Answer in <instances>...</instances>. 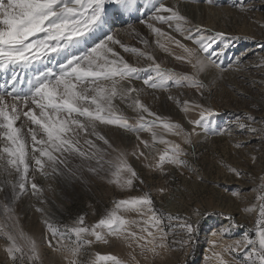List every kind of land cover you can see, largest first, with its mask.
I'll return each mask as SVG.
<instances>
[{
	"label": "snow or ice",
	"instance_id": "snow-or-ice-1",
	"mask_svg": "<svg viewBox=\"0 0 264 264\" xmlns=\"http://www.w3.org/2000/svg\"><path fill=\"white\" fill-rule=\"evenodd\" d=\"M206 2L214 4V0ZM151 8L154 10L151 20L174 27L183 40L195 45L189 47L152 23L139 21L157 36L155 43L162 51L172 54L168 44L181 49L183 54L175 59L189 65L191 72L164 68L151 53L128 47L118 38L117 22L127 24L126 15L139 19L136 14L141 9L140 0H0V74L4 80L0 87V192L5 187L11 189V198L7 202L0 201V215L8 222L0 225V236L8 241L5 251L13 264L25 257L29 261H40L36 240L12 223L17 199L29 190L33 194L42 191L36 183L37 173L45 177L49 172L74 175L68 163L72 157H78L94 162L95 166L88 165V171L105 173L110 177L108 182L121 190L130 189L138 179L128 154L102 134L100 126L134 133L144 148H153L157 143L165 145L154 165L160 171L165 164L186 167L182 157L187 153L180 143L159 135L157 128L180 137L189 145L198 134L197 129L218 135L228 131L213 129L209 120L213 111L194 101H177L185 113L199 110V119L188 121L192 125L189 130L153 112L142 99L149 90L170 92L172 87L184 86L199 90L205 87L198 79L200 74L210 67L224 71L209 51L214 40L223 38L224 33L206 35L205 29L190 27V20L177 7L160 2L152 4ZM240 10L247 11L243 6ZM127 31L139 35L132 24L127 25ZM142 43L147 47L149 41L142 40ZM116 46L150 63L146 67L136 66L121 55ZM137 81L143 86L138 87ZM168 99L174 98L169 96ZM117 101L136 113L135 122L124 114ZM248 120L254 122L255 118L249 116ZM237 123L241 130L264 139V127L258 129L252 123ZM142 132L151 134V144L141 139ZM132 155L147 158L143 151L138 154L134 151ZM255 159L252 158L253 162ZM229 171L242 176L235 168ZM259 190L258 205L245 209L258 211L255 238L244 235L226 245L213 242V248L223 247L226 252L246 249L244 264H264V183ZM127 213H134L137 218H128ZM195 214L200 215L199 210ZM167 219L180 220V217L169 215ZM164 220L155 209L151 194L144 193L114 201L113 207L93 225L86 224L85 217L79 216L61 231L45 221L52 237L47 243L62 255L66 264H81L83 249L95 242L108 243L110 236L123 239L129 248L135 244L142 254L159 255V250L167 248L165 240L169 235L163 229ZM179 226L187 239L178 243L187 249L196 227L187 221ZM226 231L221 229L211 235L223 236ZM212 256L219 264H227L220 253L213 252ZM85 264L125 262L113 255L97 253Z\"/></svg>",
	"mask_w": 264,
	"mask_h": 264
},
{
	"label": "rangeland",
	"instance_id": "rangeland-1",
	"mask_svg": "<svg viewBox=\"0 0 264 264\" xmlns=\"http://www.w3.org/2000/svg\"><path fill=\"white\" fill-rule=\"evenodd\" d=\"M146 1L148 0H140V4ZM179 1L184 5L187 3L186 5L189 6L228 11L224 12L227 17L216 15L214 17L216 21L213 18L214 23L206 17H197L198 11H195L196 20L181 12L190 20V27L199 26L206 30L204 33L206 35H214L216 32L225 34L223 38L215 39L209 50L212 53V59L224 71L210 67L200 74L198 79L205 87L199 90L187 86L172 87L170 92L149 90L150 93L148 92V95H144L142 99L147 100L149 104L148 100L152 97L151 99L155 101L149 106L153 112L172 122L180 123L189 130L192 125L188 121L199 119V110L185 113L177 101L181 103L194 101L213 111L214 114L209 118L213 129L216 131L227 129L228 131L218 135L212 131L197 129L198 134L192 137V143L189 145L183 143L180 137L169 135L163 129L157 128L159 135L180 143L187 153L182 157L187 163L186 167L165 164L164 170L160 171L154 165L158 161L159 154L163 153L165 145L157 143L153 148H144L134 133L102 125L106 129L110 128L112 131L118 129L133 137L131 143H126L122 137L110 135L111 142L128 154L129 163L135 169L138 179L134 180L130 189L121 190L115 184L108 182L110 177H106L105 173L89 172L88 165L83 169L76 167V174L74 172H72L74 175L69 174L68 180H71L69 184L57 181L55 185H52V182L56 180L52 179L53 175L49 173L48 180L40 182L42 187L50 188L49 193L46 196H36L39 192L33 194L29 190L22 194L14 205L15 212L12 221L18 229L36 240L40 261H29L25 257L23 261L17 260L15 264H66L62 255L48 246L47 241L52 240V237L46 229L45 221L60 228L61 231L64 226L71 225L79 216L85 217L86 224L93 225L113 207L114 201L140 196L144 193L151 194L155 209L165 218L163 229L169 233L165 240L167 248L159 250V255H153L150 252L142 254L141 249L135 244L129 248L123 239L110 236L107 238L108 243L95 242L91 247L83 249L80 257L81 264L94 258L97 253L116 256L125 264H219L212 256L213 252L220 253L227 264H244L246 249H241L239 252H226L223 247L213 248V242L226 245L234 240L242 239L244 235L255 238L258 211L247 212L245 209L258 205L257 198L261 194L259 186L264 183V139H261L259 135L241 130L237 121L252 123V126L258 129L264 127L262 123L264 122V59H262L264 58V0H214L212 5L206 0ZM241 6L247 11H241ZM229 11L232 14L229 15ZM146 14L137 16L139 20L153 22L155 27L175 36L189 47H195L192 42L183 40L174 31V27L151 20V15ZM132 25L134 27L139 25L146 33H149L151 36L150 49L147 52L155 55L157 52L154 49L159 50L155 43L157 36L144 23L134 22ZM129 34L126 27L125 31H118V38ZM131 38L133 37L125 39V45H130ZM135 39L136 41L131 42L132 46L128 47L145 51L142 41ZM167 46L172 53L171 55L167 53L173 58L172 65L167 63L159 53V58L155 56L156 61L164 68L174 69L177 72H191L189 65L175 59V56L183 54L182 50L171 44ZM122 52L125 54L124 51ZM126 55L135 57L134 65L136 66L146 67L149 64L146 59L140 60L134 54L126 53ZM246 62H250L252 67L243 68ZM241 73L244 74V78L237 77ZM138 82L141 86H138ZM136 85L143 86L140 81H137ZM169 96L174 99H168ZM160 98L166 101L158 105L157 101ZM119 103L117 101V104ZM119 105L124 110V114L135 122L136 113L124 107L123 104ZM249 116L254 117L255 121L250 122ZM140 136L141 139L151 144L150 133L142 132ZM237 144L242 147H236ZM134 151L137 154L143 151L147 158L133 156ZM253 157L256 158L255 162L252 160ZM90 163L95 166L94 162ZM229 168L239 170L242 176H235ZM77 173L79 177L76 176ZM161 189H163L162 192ZM234 193L239 195H234ZM10 198L11 194L5 193V190L0 192V201L7 202ZM196 210H199L200 215L195 214ZM126 215L128 218H137L134 213ZM169 215L180 217V220L169 221L167 219ZM229 217L232 219L230 220ZM183 221L196 227L193 241L187 249L182 248L178 243V241L187 239V234L179 226ZM7 223L4 216L0 215V225ZM221 229L227 230L223 236L211 235L214 231L219 233ZM20 243L23 242L20 241ZM53 243H55L54 240ZM7 245L6 238L0 236V264H13L5 251ZM133 256L135 260L132 259Z\"/></svg>",
	"mask_w": 264,
	"mask_h": 264
},
{
	"label": "bare ground",
	"instance_id": "bare-ground-1",
	"mask_svg": "<svg viewBox=\"0 0 264 264\" xmlns=\"http://www.w3.org/2000/svg\"><path fill=\"white\" fill-rule=\"evenodd\" d=\"M160 2H162V3H166L165 5L166 6H173V7H177L179 10H181L180 12H182V13H184V14H186L187 16H189L190 18H193V19H197L196 18V14H197V17L199 16V18L200 17H206L207 19H209L212 23H214L215 21H216V19L214 18V17H216V15H222V16H226L227 17V15L226 14H224V12H228L227 10H222V9H214V8H205V7H203V6H189V5H184L183 3H181L179 0H158V1H156V0H148V1H146V2H142V4H141V11L139 12V13H137V15H140V16H143L144 14H146L147 16L148 15H154V10L151 8V5L152 4H155V3H160ZM144 5H148L147 7H144ZM195 11H198L196 14H195ZM216 12V13H215ZM230 13L232 14V12H230L229 11V15H230ZM228 14V13H227ZM150 16V17H151ZM264 16V15H263ZM215 19V21H214V19ZM124 19L127 21L128 19H129V16H126V17H124ZM223 19H225V17L223 18ZM153 23V22H152ZM117 25H118V27H117V29H118V31L119 30H121L122 32L123 31H125V28L127 27V25L126 24H120L119 22H117ZM135 25H137V24H135ZM154 25V24H153ZM145 26V25H144ZM147 27V26H146ZM124 28V29H123ZM135 28V30H136V33H139V35H136V34H133V33H131L130 32V34L129 35H126L125 37L123 36V37H120V40H122V42L124 43L125 42V39H127V38H129V37H133V38H131V42L132 41H136V39L135 38H137V39H139V40H150V38H151V36L149 35V33H146L145 32V30L141 27V26H135L134 27ZM120 33V32H119ZM128 42H130L129 41V39L127 40V43ZM130 42V45H128V46H132V43ZM150 42V41H149ZM125 44V43H124ZM129 44V43H128ZM138 44V43H137ZM153 46H154V44H153ZM139 47H141V46H139ZM149 47V48H148ZM116 48H117V51L121 54V55H123L130 63H135V57L133 56L132 57V55L131 56H128V55H126V53L124 54L122 51H123V49H121V48H119V46H116ZM144 49H145V51H148L149 49H150V45L148 44V46L147 47H143ZM151 49H154L153 47H151ZM255 50V49H254ZM154 51L155 52H157V53H155V55L154 56H156L157 58H159L158 56V53L159 54H162V57L164 58V60L167 62V63H169V64H171L172 65V62H173V58L171 57V56H169L167 53H165L164 51H162L160 48H159V50H158V48H157V50H155L154 49ZM153 51V52H154ZM161 58V57H160ZM141 60V59H140ZM144 62V61H143ZM147 62V61H146ZM137 63V62H136ZM148 63H150L149 61H148ZM145 64V63H144ZM168 64V65H169ZM174 64V63H173ZM141 65H143V63L141 62ZM177 64H175V66H176ZM180 65V64H179ZM140 66V65H139ZM174 66V65H173ZM178 66V65H177ZM244 67L243 68H247V69H249V68H251L252 67V65H251V63L250 62H246L244 65H243ZM183 67V66H182ZM177 68H179V67H177ZM184 68V67H183ZM241 69V68H240ZM235 70V69H234ZM237 70H238V68H237ZM245 70V69H244ZM250 72V71H249ZM248 73V72H247ZM250 74V73H249ZM239 76H237V77H240V78H244V74H238ZM234 76V75H233ZM236 77V76H235ZM234 79V78H233ZM245 82V81H244ZM248 82V81H247ZM138 86H141L140 84H139V82H138ZM248 90V89H247ZM190 91H191V89H190ZM149 92V91H148ZM192 92V91H191ZM191 92H189V93H191ZM150 93V92H149ZM191 94H193V93H191ZM148 95V94H147ZM190 95V94H189ZM150 96V95H149ZM199 96V95H198ZM150 98V97H149ZM152 98V97H151ZM149 99L148 100V102H149V104H147V100L146 101H144L147 105H150V103L152 104V102H154L155 100H153V99ZM165 98H167V96H165ZM199 98V97H198ZM144 100V99H143ZM165 99H162V98H160L158 101H157V103H158V105H159V103L160 104H164L165 103ZM119 102V101H118ZM156 103V102H155ZM154 103V104H155ZM120 104V103H119ZM163 106H165V105H163ZM125 107V106H124ZM163 108V107H162ZM128 111V110H127ZM131 111V110H130ZM131 113V112H130ZM101 132H102V134H104L110 141H111V134H114V135H118L119 137H122L123 138V140H124V142H126V143H131V141H132V138L133 137H131V135L130 134H127V133H125V132H121V131H118V129L117 130H114L113 129V131H112V129H110V128H108V129H106L105 127H100V129H99ZM123 131V130H122ZM93 139H94V137H93ZM233 139V138H232ZM234 141V140H233ZM97 143H102V142H99V141H97ZM87 165H89V161H85V160H82V159H80V158H78V157H72L70 160H69V163H68V168L69 169H71L72 170V172H77L76 171V167H82V169L84 168V167H86ZM78 169V168H77ZM85 170V169H84ZM86 171V170H85ZM84 172V171H83ZM49 173H51V172H49ZM82 173V172H81ZM80 173V174H81ZM69 174L71 175V173H69V172H64V174H62V175H55V174H52L53 176H51V178L52 179H54V180H56V181H54V182H52V185H55V183H57V181L58 182H61V183H65V184H69V183H71L69 180H68V177H69ZM76 174V173H75ZM73 176V175H72ZM76 176H80L78 173H77V175ZM45 179L46 180H48V177H45V176H42V175H40V174H36V183L38 184V186L40 187V189L42 190V191H40L36 196H41V195H44V196H46V194H48L49 193V189L50 188H47V187H45V186H41V184H40V182L41 181H45ZM50 179V178H49ZM72 179V178H71ZM46 184V183H45ZM45 184H43V185H45ZM5 193H9V194H11V189L10 188H8V187H5ZM55 192V191H54ZM32 194V193H31ZM32 196V195H31ZM49 196V195H48ZM37 198V197H36ZM228 210V209H227Z\"/></svg>",
	"mask_w": 264,
	"mask_h": 264
}]
</instances>
